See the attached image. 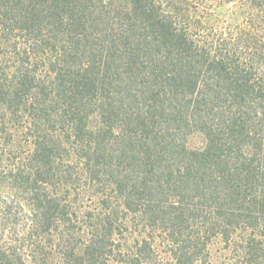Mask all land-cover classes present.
Wrapping results in <instances>:
<instances>
[{
	"label": "trees",
	"instance_id": "trees-1",
	"mask_svg": "<svg viewBox=\"0 0 264 264\" xmlns=\"http://www.w3.org/2000/svg\"><path fill=\"white\" fill-rule=\"evenodd\" d=\"M108 261L264 264V0H0V264Z\"/></svg>",
	"mask_w": 264,
	"mask_h": 264
},
{
	"label": "rangeland",
	"instance_id": "rangeland-1",
	"mask_svg": "<svg viewBox=\"0 0 264 264\" xmlns=\"http://www.w3.org/2000/svg\"><path fill=\"white\" fill-rule=\"evenodd\" d=\"M236 1H239V0H236ZM235 3L234 1H231V2H222V4H220V10L221 12H225L226 15H228L231 10L233 9V7L235 6ZM104 264H112L111 261H108Z\"/></svg>",
	"mask_w": 264,
	"mask_h": 264
}]
</instances>
